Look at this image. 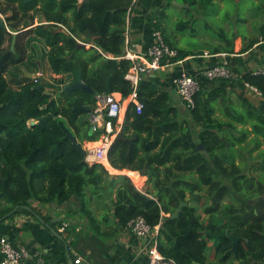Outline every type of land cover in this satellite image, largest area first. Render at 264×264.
Returning a JSON list of instances; mask_svg holds the SVG:
<instances>
[{"label": "trees", "instance_id": "obj_1", "mask_svg": "<svg viewBox=\"0 0 264 264\" xmlns=\"http://www.w3.org/2000/svg\"><path fill=\"white\" fill-rule=\"evenodd\" d=\"M172 1L167 3L170 5ZM177 1L189 5V8L183 9L186 18H179L174 24V33L178 31L182 34L200 22L201 17H212L218 10L215 4L225 0ZM134 2L0 0V20L3 16L9 30L17 33V42L12 50L14 36L6 28L0 29V219L15 208L24 212L30 208L31 201L60 207L73 201L83 205L82 202L88 198L87 188H92L89 190L92 195L107 198L106 207L113 211L121 228H128L131 221L142 217L152 228L161 225L157 241L164 256L178 264H208L209 239L212 237L206 234L209 231L216 235L225 234L227 225L222 223L223 217H210L207 222L199 215L198 207L192 203H198L202 198L195 194L201 190L195 175L199 176V184L206 186L211 185L212 177L221 178V181L212 183L207 192L210 203L204 208L206 214L220 209L222 198L229 192V188L223 185L224 177L232 179L234 188L240 189L239 181L243 177H239L240 168L233 165L235 159L231 151L229 156L226 155L234 166L231 171L221 164L226 146L219 132L228 133L224 139L232 148L235 143L229 137L240 130V125L264 131V112L253 105L246 94L248 88L255 92L254 88L264 102V73L257 75L244 63L239 65L235 59L228 58L227 66L236 77L207 81L213 83L211 89L204 87L200 81L195 107L188 109L182 103L184 109H188L191 122L180 120L181 113L173 106L168 93L142 81L138 88V99L144 107L142 113H136L134 105H130L120 129L125 138L134 140L133 148L129 150L125 141H115L109 150L108 160L110 166L119 172L127 170L133 177L135 172H139L147 177L150 186L143 188L146 191L139 190L126 175L118 176L122 182L114 189L104 185L98 187V179L102 184L104 179L112 185L116 182L109 180L110 174L105 166L95 164L90 167L83 163L82 155L66 139L60 122L81 145L101 139L104 131H93L90 121L85 120L86 112L72 111L74 103L94 107L95 96L84 92L68 95L55 91L52 84L48 85L40 78L37 83L26 80L15 89L7 79V76H15L12 68L26 60L25 41L38 37L50 48L44 58L54 82L64 85V76L78 74L81 70L83 81L101 94L108 93L105 83L111 75L112 94L124 103L132 93L131 85L125 80L131 63L106 59L98 49L114 58L124 55L127 13ZM36 19H39L40 25L34 27ZM44 22L47 24H41ZM152 29L161 31L166 43L178 52V56L172 59L173 63L187 56L204 54L205 50L179 48L170 28L164 27L161 22L153 24ZM7 37L9 44L5 47ZM221 37L225 45L210 49L212 55L247 53L260 39L264 41V25L259 28V36L248 40L245 37L247 42L238 53L234 36L231 39ZM79 43H91L97 49L79 47ZM55 76L62 77L57 79ZM235 79L240 81L241 88L238 103L226 97L227 87L236 83ZM38 85L43 86L42 91L34 89ZM46 89L52 93H47ZM53 98H56V108L49 106ZM63 100L65 103H62ZM219 105H224L228 120L216 116ZM105 118L111 120L115 128L118 126L116 119ZM31 121H35L36 125L30 126ZM196 127L201 128L198 134ZM198 143L203 146L202 151H199ZM213 161L215 166H212ZM142 181L143 178L137 186H143ZM2 200L7 205H3ZM181 203H186V207L177 218H172ZM247 207L249 213L234 216L230 222L231 235L240 239L238 256L229 252L232 240L227 236L220 237L214 245L219 257L217 264L264 263V200H258L253 205L247 202ZM82 209L99 231L98 224L93 222L92 211L85 207ZM225 211L241 213L242 209L227 206Z\"/></svg>", "mask_w": 264, "mask_h": 264}, {"label": "crops", "instance_id": "obj_2", "mask_svg": "<svg viewBox=\"0 0 264 264\" xmlns=\"http://www.w3.org/2000/svg\"><path fill=\"white\" fill-rule=\"evenodd\" d=\"M167 1L168 0H135L134 5L127 13L125 52L131 50L137 54H145L152 40V34L154 32L152 29L153 24L161 22L164 27H168L169 29L170 26L176 23L175 20L183 8L176 6L177 8L173 9L174 16L171 17L169 15L170 12H168L171 6L169 8L166 7ZM183 17H185L184 13L181 14V18ZM1 18L5 20L3 16H1ZM5 24L7 27L6 21ZM41 24L47 23L44 22ZM38 25H40V22L39 19H36L34 27ZM63 29L67 31L66 28L63 27ZM8 44L7 37L5 47L8 46ZM24 45V48H26L25 62L16 66L19 72L15 71V67L12 68L11 71L15 74L14 77L7 76L9 83L15 89L19 88L26 80H34L39 74H43L42 69L49 72L44 57L49 52L50 48L38 37L28 38ZM85 47L96 48L91 43L86 44ZM179 48H181V46H179ZM241 48L242 44L240 48L237 46L236 53H238ZM98 51L106 59L121 61L120 59L114 58L112 55L103 53L100 49H98ZM203 53V55L199 56H187L182 59L184 60L182 64L165 66L163 69L146 76L143 80L146 83L153 84L161 92L168 93L172 98L173 106L180 111L181 116L184 115L183 111L185 109L182 106L175 84V79L180 74L186 73L188 75H193L201 81L204 87L211 89L213 83H208V80L203 78L201 73L214 67L218 63L223 62L227 64L228 58L235 59L236 64L239 65L244 63L245 67L254 71L264 68V41L261 39L255 44L253 50L247 53L232 55H212L209 51H204ZM78 74L64 76V85L76 82ZM9 77L11 79H9ZM55 77L58 79L62 76ZM235 82L236 83L228 86L227 89L236 87L235 89L239 90L240 81L235 79ZM60 86V91H62L63 85ZM46 91L47 93H52L50 89H46ZM53 99L55 100L56 98ZM62 103H65V101L63 100ZM125 108L126 101L123 103V113L120 119L121 124L118 125L119 128H121L125 118L127 111ZM224 114L226 115L225 110ZM222 120H228V118ZM89 121L90 123L92 122L91 116ZM91 125L93 127V122ZM108 169L110 172L115 171L111 166H109ZM128 172L127 170L123 171V173L130 176ZM134 175V178H138L137 182L132 178L136 185H138V182L143 178L145 181H142V184L148 183V187L150 186L147 177L142 176L139 172H135ZM2 203L3 205H7L4 200H2ZM75 205H80V202L73 201L72 203L60 207L55 204L41 205L37 201H31V209L27 208L24 212H18L19 208H15V210L10 213V216L7 215L5 218L0 219V237H7L15 247L26 248L31 259L43 257L47 262L54 264H76L75 261L78 258L83 260V264H147L148 257L145 250L146 241L135 236L129 229L121 228L112 210L97 211L96 213L91 210L92 217L94 218L93 222L98 224V231L97 228L93 226L86 212L81 208L77 209ZM60 217H62L61 221H64L62 225L58 224L61 222L58 221ZM64 224L68 226L65 231L62 232L61 228Z\"/></svg>", "mask_w": 264, "mask_h": 264}, {"label": "built area", "instance_id": "obj_3", "mask_svg": "<svg viewBox=\"0 0 264 264\" xmlns=\"http://www.w3.org/2000/svg\"><path fill=\"white\" fill-rule=\"evenodd\" d=\"M82 1V0H80ZM12 34H17L9 30ZM178 56V52L172 49L165 41L161 31L156 30L152 34V40L147 48L145 54H137L128 50L125 54L117 59L125 60L131 63L129 71L125 75V80L129 82L132 87V93L125 99L126 108L134 105L136 113L140 114L143 110V104L138 99V88L144 78L152 73H155L165 66L173 64H182L184 60L172 62V59ZM264 73V68L255 71V74L260 75ZM201 76L208 81H216L221 79H228L236 77L233 71L226 63L216 64L214 67L205 70ZM43 74H39L34 78L37 83ZM178 95L182 103L188 108L193 109L196 105L195 95L200 90V81L193 75L182 73L175 79ZM256 92V90L253 88ZM96 104L91 113V120L93 122V131L98 129L104 131L102 137L97 145L87 150L85 162L91 166L92 164H100L108 168L110 166L108 160V153L114 139L121 128L113 126L112 121L106 120L116 119L118 125L123 113V103L120 102L112 93H101L95 96ZM129 176V175H128ZM131 178V177H130ZM133 180V179H132ZM134 182V181H133ZM64 224L61 231L64 232L67 228ZM161 225L152 228L144 218L139 217L131 221L128 225L129 231L143 241H146V252L148 257L147 264H178L174 259L164 256L158 248V231ZM76 264H83V260L78 258ZM0 264H54L47 262L43 257L31 259L29 252L24 247H15L7 237H0Z\"/></svg>", "mask_w": 264, "mask_h": 264}, {"label": "rangeland", "instance_id": "obj_4", "mask_svg": "<svg viewBox=\"0 0 264 264\" xmlns=\"http://www.w3.org/2000/svg\"><path fill=\"white\" fill-rule=\"evenodd\" d=\"M174 1H177V0H173L170 5L168 4L169 2L166 4L167 8L171 6V9L168 10V12H170L169 15L171 17L174 16L173 9L178 7L177 5L174 4ZM215 6L218 8V10L217 12L214 11L215 14L212 15V17L210 15H209L210 17L205 18V19L201 17L200 22L190 27L189 29L184 31V33L182 34L178 31H175L174 33L175 25H172L169 27L171 31V35L172 37L174 36L178 46H181V48L185 50H192V51L205 50L206 52L208 51L210 52V49L213 50V48L217 47L218 45H225L222 41L224 39L221 36H225L229 39H231V37L234 36L236 46H238L239 48L241 44L243 46L244 42H247L245 41V37H247V40H248V39H252L254 37L259 36V28L262 25H264V0H225L224 2H218L217 5L215 4ZM183 9H186V8H183ZM184 12L185 11L181 10V12H179L180 14L178 15L175 21H178V18H181V14ZM173 23H174V20H173ZM221 32L223 33L222 35H220ZM42 70H43L42 71L43 77L40 79L46 81L48 85L52 84L55 91H60L61 90L60 84H58V82L53 81V76H51L49 72H47L45 69H42ZM15 71L19 72V69L15 67ZM9 79L11 78L9 77ZM215 85H218V84H215ZM235 88L230 87V89H228L226 93V97H230L234 103H238V97H239L241 88L239 87L238 88L239 90H236ZM246 94L248 95L250 102L264 112V102L262 98L258 96L255 92H252L249 88L246 90ZM224 110H225L224 105H221V106L219 105L217 107L216 114L219 119H227L226 115L224 114ZM183 114L184 115L181 117L180 120L182 121L185 119V120L190 121L187 108L183 111ZM191 125L194 126L192 123ZM195 131L200 132L201 128L196 127ZM99 141L93 142V143H83V147L88 150L89 148L97 145ZM238 162L243 164L239 160ZM250 163L251 162L248 160L247 161L248 168L250 167ZM108 171H107L108 174L116 175L114 179L111 181V182L115 181L116 184L112 185L111 183L107 182L106 179H104L103 181L104 184L101 183V185L98 187H101L104 185L106 188L114 189L115 187H118L122 182L121 179H118L119 175L128 176L127 174L123 172L117 173L116 171H113V172H110V171L108 172ZM128 177L129 178L131 177L130 178L131 180L133 178L135 182H137L138 180V178H134L132 175ZM249 177H253L256 180L257 188H256L254 196L257 197L259 195H264V189H262L260 185L261 183L260 180H262L264 177H262L260 173L256 171H253L249 175ZM143 181L145 180L143 179ZM142 185L143 186H140V185L137 186L135 184V186L138 187V189H141V191H146L143 188L148 187V183L146 184L144 183ZM90 189L92 188H87L88 198H86L85 201L82 202L83 205L80 202V205H75V207L77 209H80V208L82 209L83 207H85L86 210H92L94 213H96L97 211H103V210L110 209L106 207V204L108 202L107 198L104 197L103 199H101V198H98L96 195H92V193L89 191ZM107 192L110 193L109 191ZM201 195L203 199L204 198L205 200L207 199L205 191H203ZM227 202H229V200ZM192 203L193 205L198 207L199 215L202 217V219L208 222L209 218L203 212V209L205 207L202 208V207H199L196 203L194 202ZM222 223L224 224L228 223V218H224V221ZM206 235L212 237V239H209V245L211 249L208 253V264H217L219 257L215 253L214 245L216 244L218 239L214 238L216 234L210 231L207 232ZM235 264H240V263L235 262ZM257 264H264V263H257Z\"/></svg>", "mask_w": 264, "mask_h": 264}, {"label": "flooded vegetation", "instance_id": "obj_5", "mask_svg": "<svg viewBox=\"0 0 264 264\" xmlns=\"http://www.w3.org/2000/svg\"><path fill=\"white\" fill-rule=\"evenodd\" d=\"M249 127H250L249 125L247 126L240 125L239 126L240 130L238 132H234L233 136L230 135L229 137L230 140H233V142L235 143V146H233L232 148L224 139L225 136H228V133L225 131L219 132L220 138L222 139V141H224L225 146H226V149H224L226 154L222 157L221 164L224 166V168L229 169V171H231V168H233L234 166H238L240 168L239 177H243V178L241 181H239V185L241 186L240 189L234 188V184H233L234 182L232 179L228 177H224L222 179L223 185L229 188L228 189L229 192H227L222 198V204H221L220 209L213 210L210 214H206L205 209H203L204 214L208 218L210 217H217V218L231 217L232 218L234 216H244V212L249 213L247 202L253 205L258 200H264V195H259L257 197L254 196L256 188H257L256 180L253 177H249V175L253 171L260 173V175L264 177V131H255ZM196 133L198 134L199 132H196ZM201 146L202 145L198 143L199 151L203 150V146L202 148ZM230 151L234 155V159H235V161L233 162L234 166H232V164L230 163V160H227L226 158V155L229 156ZM238 160L242 162L243 164L239 163ZM248 160L251 162L249 168L247 164ZM215 165L216 164L213 161L212 166H215ZM195 179L198 182L197 186H199V188L201 189L199 191H196L195 194L201 197H202L201 193L203 191L206 192V196H207V192L211 188L212 183L214 184L217 181H221V178L220 180H218L212 177L211 185L206 186V185L199 184V176L197 174L195 175ZM260 181H261L260 185L262 189H264V182H263L264 178ZM204 200L205 198L203 199L202 197L200 202L198 203L196 202V204L202 208L208 206V204L210 203L209 196L207 197L205 201ZM228 200L229 202H227ZM227 206H230V207L232 206L234 208H240L242 209V212L241 213H230V212L226 213L225 210ZM225 224L227 225V229H228L229 224L228 223H225ZM227 229H225V232L227 231Z\"/></svg>", "mask_w": 264, "mask_h": 264}, {"label": "water", "instance_id": "obj_6", "mask_svg": "<svg viewBox=\"0 0 264 264\" xmlns=\"http://www.w3.org/2000/svg\"><path fill=\"white\" fill-rule=\"evenodd\" d=\"M174 4L177 5L180 8H189V5H185V4L179 3L178 1H174ZM5 28H6L5 20L1 19L0 20V29H5ZM13 36L14 37H13V41H12V49L14 50V47H15V44H16V36L17 35L14 34ZM78 46L79 47H85L86 44L79 43ZM105 85H106V91L108 93H112V89H111V75L106 79ZM34 89L35 90H38V91H42L43 90V86L42 85H38V86H35ZM62 92L63 93H66L68 95H70L73 92H84V93L89 94V95H92V96H96L97 95V93L93 90V88H91L89 85H87L83 81V79H82V71L81 70L79 71L77 81L63 85L62 86ZM49 106H52L53 108H56V102H55L54 99L51 101V103L49 104ZM92 109H93V107H91V106H87V105L82 106V105H79L78 103H74V107H73L72 111H74V112L75 111H83V112H86L87 113V116H86L85 120H89V118L91 116V113H92ZM34 125H36V122L35 121H31L30 122V126H34ZM60 126L63 129V131L66 133V139L71 141L73 147L75 149H77L79 151V153L82 155V157L84 158L82 160V162L85 163V164H87L85 162V157L87 155V150L84 149L82 147V145H80L78 143V141L74 137L73 133L64 125L63 122H60ZM118 140H122V141H125L126 143H128L129 144V150H131L133 148L134 140L133 139L125 138L123 136V134L121 133V131H119L118 134L116 135V137L114 139V142L115 141H118ZM201 148H202V146H201ZM115 171H117V170H115ZM118 172L119 171H117V173ZM115 176H116L115 174L109 175V180L112 181ZM97 183H98V186L101 185V182H100L99 179L97 180ZM186 205H187L186 203H181L180 206H179V208H178L177 213L175 215H173L172 218H177L179 216V213L182 211V209L184 207H186ZM10 215L11 214H9L8 216H10ZM61 220H62V217H60L58 219V221H61ZM0 222H1V220H0ZM230 222H231V217H228L229 227H228L226 233L225 234H222V235H215L214 238L219 239L220 237H225V236L229 237L232 240V248H231V250L229 252L230 253H234L236 256H238V245H239L240 239L235 238V237H233L231 235V233H230ZM195 264H197V263H195Z\"/></svg>", "mask_w": 264, "mask_h": 264}, {"label": "clouds", "instance_id": "obj_7", "mask_svg": "<svg viewBox=\"0 0 264 264\" xmlns=\"http://www.w3.org/2000/svg\"><path fill=\"white\" fill-rule=\"evenodd\" d=\"M88 165V164H87ZM93 165H95V164H93ZM89 166V165H88ZM92 166V165H91ZM108 169V168H107Z\"/></svg>", "mask_w": 264, "mask_h": 264}]
</instances>
